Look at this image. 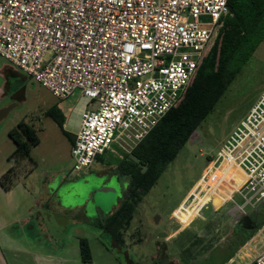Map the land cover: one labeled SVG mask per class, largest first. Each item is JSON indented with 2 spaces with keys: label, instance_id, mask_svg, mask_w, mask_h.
Wrapping results in <instances>:
<instances>
[{
  "label": "rangeland",
  "instance_id": "obj_1",
  "mask_svg": "<svg viewBox=\"0 0 264 264\" xmlns=\"http://www.w3.org/2000/svg\"><path fill=\"white\" fill-rule=\"evenodd\" d=\"M5 64L9 61L0 55V108H8L0 118V174L15 147L8 130L19 120L33 124L40 141L28 155L13 156L3 175L12 189L0 186V264H39L38 255L44 253L57 254L50 258L53 264H152L159 250L175 264H241L246 259L248 243L235 255L247 240L241 219L245 215L254 228L264 224V200L240 207V194L224 202L215 195L200 209L207 195L189 190L264 89V38L143 196L123 231L124 242L117 243L99 218L116 207L128 184V176L116 168L120 155L106 149L89 167L74 171L72 135L45 113L56 103L67 128L75 129L86 98L76 89L58 99L19 69L21 75H7ZM81 236L88 239L90 261L80 258Z\"/></svg>",
  "mask_w": 264,
  "mask_h": 264
},
{
  "label": "built area",
  "instance_id": "obj_2",
  "mask_svg": "<svg viewBox=\"0 0 264 264\" xmlns=\"http://www.w3.org/2000/svg\"><path fill=\"white\" fill-rule=\"evenodd\" d=\"M227 1L0 0V55L58 99L86 98L70 148L80 172L106 149L131 153L174 104ZM189 191L207 195L200 209L215 195L264 200V89ZM245 243L241 264H264V224Z\"/></svg>",
  "mask_w": 264,
  "mask_h": 264
},
{
  "label": "trees",
  "instance_id": "obj_3",
  "mask_svg": "<svg viewBox=\"0 0 264 264\" xmlns=\"http://www.w3.org/2000/svg\"><path fill=\"white\" fill-rule=\"evenodd\" d=\"M227 4L228 13L222 16L212 44L180 96L131 153L115 157L116 168L128 176V184L119 205L99 218V225L114 243L124 242L123 231L138 203L264 38V0H228ZM45 113L63 133L72 135L64 128L66 115L56 103L51 104ZM8 135L15 143L10 156L28 155L30 148L40 141L37 129L25 120L12 126ZM73 139L72 136L71 141ZM3 177H0V183L8 187ZM257 227L248 230L244 238L251 236ZM79 250L83 261L91 260L87 237L79 238ZM134 263L132 260L128 262Z\"/></svg>",
  "mask_w": 264,
  "mask_h": 264
},
{
  "label": "flooded vegetation",
  "instance_id": "obj_4",
  "mask_svg": "<svg viewBox=\"0 0 264 264\" xmlns=\"http://www.w3.org/2000/svg\"><path fill=\"white\" fill-rule=\"evenodd\" d=\"M12 158H14L13 156H8V160L10 161V165L0 174V177H3L4 174H6V172L8 171V168L12 165ZM11 172V171H10ZM8 172V173H10ZM26 174H28V172H25ZM16 174V173H15ZM25 175V174H24ZM7 183V182H6ZM0 186L5 189V190H10L12 187L11 186H4L0 183ZM126 190V188H125ZM124 194H125V191L123 193V195L121 196V198L119 199V201L117 202L116 204V207L119 205L121 199L124 197ZM115 207V208H116ZM114 208V209H115ZM112 209V210H114ZM111 210V211H112ZM109 211V212H111ZM38 216V215H37ZM245 216V215H244ZM244 216L242 217L241 221L243 222V227H244V233H245V230L248 231L250 229H252V227H254L255 225L253 224V221L252 220H244ZM1 249H0V254H1ZM15 254V253H14ZM0 259H1V255H0ZM155 261V262H154ZM3 263V261H2ZM6 264H7V261H6ZM152 264H175V262L168 256H165L160 250L159 252L157 253V256L154 257L153 259V262Z\"/></svg>",
  "mask_w": 264,
  "mask_h": 264
},
{
  "label": "crops",
  "instance_id": "obj_5",
  "mask_svg": "<svg viewBox=\"0 0 264 264\" xmlns=\"http://www.w3.org/2000/svg\"><path fill=\"white\" fill-rule=\"evenodd\" d=\"M4 69H5V71H6V73H7V75H17V74H22L19 70H18V68H16L15 66H13L12 64H5L4 65ZM79 124V123H78ZM64 127H65V129L66 130H68V131H70L71 132V134H72V136L74 137L75 136V131L77 130V128H78V125H77V127L75 128V129H68L67 128V126H66V120H65V122H64ZM30 172H31V170H29ZM12 187V186H11ZM12 189V188H11ZM10 189V190H11ZM53 237V236H52ZM249 242V241H248ZM247 243H245L237 252H236V254L240 251V250H242V248L246 245ZM235 254V255H236ZM79 255H80V250H79ZM247 255H249V254H247ZM55 256H57V254L56 253H44L43 255H38V259H40V261L38 262L39 264H53V262L50 260V258H53V257H55ZM91 257H92V255H91ZM48 258V259H47ZM81 258V257H80Z\"/></svg>",
  "mask_w": 264,
  "mask_h": 264
},
{
  "label": "water",
  "instance_id": "obj_6",
  "mask_svg": "<svg viewBox=\"0 0 264 264\" xmlns=\"http://www.w3.org/2000/svg\"><path fill=\"white\" fill-rule=\"evenodd\" d=\"M7 111H8V108L6 107L0 108V118L4 116L7 113Z\"/></svg>",
  "mask_w": 264,
  "mask_h": 264
}]
</instances>
